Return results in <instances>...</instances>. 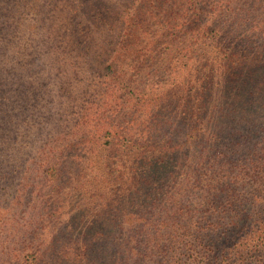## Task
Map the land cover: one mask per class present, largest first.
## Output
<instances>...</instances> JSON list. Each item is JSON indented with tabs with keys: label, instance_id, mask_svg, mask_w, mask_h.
I'll return each instance as SVG.
<instances>
[{
	"label": "rangeland",
	"instance_id": "1",
	"mask_svg": "<svg viewBox=\"0 0 264 264\" xmlns=\"http://www.w3.org/2000/svg\"><path fill=\"white\" fill-rule=\"evenodd\" d=\"M78 1L29 12L31 36L16 40L26 83L0 96V264H111L114 206L134 182L129 151L144 121L171 106L186 123L156 147L171 153L185 140L187 109L213 69L210 44L237 41L211 19L243 0ZM259 229L213 264L261 262ZM205 251L184 247L161 264H206Z\"/></svg>",
	"mask_w": 264,
	"mask_h": 264
},
{
	"label": "trees",
	"instance_id": "2",
	"mask_svg": "<svg viewBox=\"0 0 264 264\" xmlns=\"http://www.w3.org/2000/svg\"><path fill=\"white\" fill-rule=\"evenodd\" d=\"M74 1L0 0V96L4 87L26 83L18 73L16 40L31 36L29 12ZM80 2L88 9L94 0ZM203 14L195 10L196 17ZM209 21L201 19L202 28ZM211 22L210 30L232 33L237 41L210 44L215 57L205 96L190 102L192 127L173 152L156 145L174 139V125L184 127L181 113L171 106L144 121L138 151H129L134 182L114 206L111 264H161L167 253L177 259L188 246L208 250L205 263L213 264L221 252L246 245L241 239L254 225L261 232V262L246 257L242 264H264V0H243ZM139 154L144 163L134 165Z\"/></svg>",
	"mask_w": 264,
	"mask_h": 264
}]
</instances>
